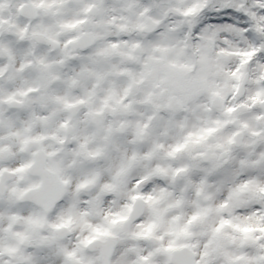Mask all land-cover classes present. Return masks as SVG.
<instances>
[{
  "label": "clouds",
  "instance_id": "9594fccd",
  "mask_svg": "<svg viewBox=\"0 0 264 264\" xmlns=\"http://www.w3.org/2000/svg\"><path fill=\"white\" fill-rule=\"evenodd\" d=\"M261 188L264 0H0V264H264Z\"/></svg>",
  "mask_w": 264,
  "mask_h": 264
},
{
  "label": "snow or ice",
  "instance_id": "6c2138e0",
  "mask_svg": "<svg viewBox=\"0 0 264 264\" xmlns=\"http://www.w3.org/2000/svg\"><path fill=\"white\" fill-rule=\"evenodd\" d=\"M230 28V23L224 19L223 17H220L219 15L216 16L215 19H213L212 13H207L205 20L200 23V25L194 29V31L200 33L204 39L211 41L215 36L214 30L219 29H228ZM247 55V53H246ZM241 182L237 183L233 189L229 192V198L236 197L239 195V193L247 188L249 185H255L257 183L256 180L251 178H244L243 176L240 177ZM261 192H264V188L260 189ZM62 192V189H60L58 186L54 185L46 194V199L50 202L51 200L58 197ZM135 198V197H134ZM150 198V197H149ZM222 223H228V221H222ZM233 227L239 228L240 231L244 233H250L253 231V228L251 226H241V224H234ZM261 231H264V226L260 227ZM98 231V229H97ZM171 247V245H169ZM175 264H195L193 258L188 254H180L175 258Z\"/></svg>",
  "mask_w": 264,
  "mask_h": 264
}]
</instances>
